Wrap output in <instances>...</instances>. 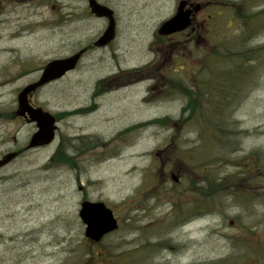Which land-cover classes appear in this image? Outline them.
I'll return each mask as SVG.
<instances>
[{
    "label": "rangeland",
    "instance_id": "obj_1",
    "mask_svg": "<svg viewBox=\"0 0 264 264\" xmlns=\"http://www.w3.org/2000/svg\"><path fill=\"white\" fill-rule=\"evenodd\" d=\"M96 1L114 13L113 41L89 47L74 71L28 98L54 117L86 111L59 116L51 144L27 149L0 169V264H83L88 249L86 264H117L113 256L138 250L126 264H264V0H190L204 7L195 18L197 43L190 34L155 35L179 0ZM106 26L87 0H0V158L24 149L36 131L34 123L12 118L19 91L47 62L90 46ZM217 43L261 54L250 64L252 82L231 109L216 114L226 123L217 132L222 143L205 142L199 127L188 124L178 130L175 154L168 149L173 131L155 120L176 121L185 104L161 75H187L180 69L194 67L190 51ZM79 137L92 143L76 152L74 167L48 165L60 143L74 155L70 143ZM254 152L262 166L249 156ZM240 157L251 184L245 175L238 195L218 197L202 216L174 215L171 201L187 207L191 183L206 178L191 173V164L224 177L235 169L223 159ZM82 200L105 203L119 222L99 245L83 235ZM165 241L169 246H161Z\"/></svg>",
    "mask_w": 264,
    "mask_h": 264
},
{
    "label": "trees",
    "instance_id": "obj_2",
    "mask_svg": "<svg viewBox=\"0 0 264 264\" xmlns=\"http://www.w3.org/2000/svg\"><path fill=\"white\" fill-rule=\"evenodd\" d=\"M27 1V0H22ZM259 14H254L250 17H248L249 23L255 21V19L258 17ZM256 24V23H255ZM184 35V34H179ZM177 35V36H179ZM182 41H188V38H182ZM242 47L240 46H230L227 45V43H217L213 45L207 46L206 49H200L199 52H196V50L190 51V54H192L194 57H197V62L199 65L197 66L198 69V75L197 77L192 76V67L190 68H181L180 70L185 72L184 69L187 71V75H175L177 78L174 77H166V75H161V78H166L167 82H170V84H173V87L178 88L177 91H179L181 94H183V100H184V107L181 109V114L179 116V119L176 121L171 120L170 117H161V119L155 120V122L160 123L161 127L166 129H171L173 131L172 138L170 141V144L168 146L169 148H172L175 152V154H179V150L181 145L177 143V139L180 136L179 129H183L184 126L195 125L199 127V130H201V133L203 134L202 138L207 143H214L217 144L218 141L222 143V140L220 136L217 134V132H221L222 130H225L224 126L226 123L224 121H220L217 118L216 114H221L222 112L228 110L229 108L233 106L235 103L236 97L239 96L240 92L244 90L250 82H252V75H251V62H254L256 60H259L261 57V54H258V52L253 51H242ZM212 50V52H210ZM168 55V54H167ZM190 60H192L190 55ZM186 63V61H185ZM177 73V72H175ZM186 73V72H185ZM121 74H117L113 76L114 79L118 80L120 78ZM190 83H192L193 78H197L198 80V89L200 90L198 97L194 96V93L192 91V84L186 83L189 82L188 78H190ZM112 78V79H113ZM146 78H142L140 81L146 80ZM213 80L212 83L208 86L204 85L206 80ZM164 86V82H162ZM100 81L96 83L95 86V92L99 91ZM209 90V93L214 91L216 95L213 96V98H208L204 95L205 89ZM101 91V89H100ZM206 93V92H205ZM225 109V110H223ZM86 111V109H80L76 110L73 113H62L55 116V119L59 118V116H66L70 114H76V113H82ZM12 118H15V116H21L18 109L15 110L12 114ZM137 127H135L136 129ZM125 133V132H124ZM231 134V132H229ZM233 134V133H232ZM74 143H70L72 153L74 155H70V153L67 152V149L64 146L63 143H60L58 147L56 148L55 152L52 154L50 162L48 165L53 167H59V166H68V167H74L75 162V156L76 152H79L81 146L85 147L87 144L92 143L90 139L79 137L74 139ZM216 140V143L215 141ZM227 140H225L223 143H226ZM229 147H233L232 142H228ZM218 145V144H217ZM226 145V144H225ZM224 146V145H223ZM221 146V147H223ZM224 149V148H223ZM187 152H191L190 149L186 150ZM250 157H254L255 164L259 165L260 161V154L257 152L251 153L249 155ZM245 157L240 158H234V159H223L225 162L229 163L232 168L235 170L231 173L225 175L224 177H218V174L216 171L212 168H209L204 165H198L197 162H194L191 164V173L193 174H203L205 175V180L203 182L201 181H194L192 182V189L195 190V193H192L190 195L191 197V203L187 207L180 205L177 206L174 201H171V208L174 212V215L178 218V215L183 216L185 214H191V215H197L202 216V214H205L206 211L210 212L214 208H216V201L217 199H220L218 197H228L232 196L230 193L233 191V196H236L240 192V181L244 178H248L246 176V170L243 169V161ZM259 160V161H258ZM200 161V160H199ZM217 160H213L212 162H216ZM262 166V165H259ZM250 174V173H249ZM246 175V176H245ZM178 177V176H177ZM179 179V178H178ZM252 180V176H249V181ZM180 182V179L177 183ZM251 184V182H249ZM226 192L224 194L220 195H214L212 196L213 192ZM229 194V195H226ZM226 195V196H225ZM232 198V197H231ZM170 199V198H169ZM213 203V204H212ZM211 204V205H210ZM175 217V216H174ZM94 245V244H93ZM97 245V244H96ZM99 245V243H98ZM161 246H169L167 241L162 242ZM250 248V246L248 247ZM253 248V247H252ZM256 253H260L261 249H258L256 246L255 249ZM141 252V250L138 251H131L128 253H122L121 255L113 256V262L117 264H126L127 260L129 258L135 256L137 253ZM253 252V251H252ZM254 253V252H253ZM93 252L88 249V252L84 255H86V258L82 260L83 264H86L89 261L90 255H92ZM251 254V251L248 255ZM123 255V256H122ZM128 255L127 258L122 259L120 262V258L125 257ZM259 257V256H258ZM255 258L258 260L259 258ZM119 262V263H118ZM232 263L231 260H221L218 262V264H230Z\"/></svg>",
    "mask_w": 264,
    "mask_h": 264
},
{
    "label": "water",
    "instance_id": "obj_3",
    "mask_svg": "<svg viewBox=\"0 0 264 264\" xmlns=\"http://www.w3.org/2000/svg\"><path fill=\"white\" fill-rule=\"evenodd\" d=\"M88 5L97 17L107 19L105 31L93 43L94 47H104L113 40L115 35L113 12L95 0H88ZM186 5V0L179 1L175 14L159 26L158 35L170 36L190 27L191 10H184ZM193 10L197 12L199 5H195ZM83 53L84 50H81L65 58L50 60L42 68L37 80L26 85L18 93L16 101L20 114L26 117L29 123H34L36 126V131L31 135L26 149H35L51 144L57 131L54 116L42 108L32 107L28 102V96L37 89L57 81L73 71ZM17 154V152H11L3 156L0 159V167L10 162ZM172 179L174 182L178 181L174 175H172ZM77 215L84 227V237L92 243H98L103 237L113 233L118 228V221L113 211L100 201H82Z\"/></svg>",
    "mask_w": 264,
    "mask_h": 264
},
{
    "label": "flooded vegetation",
    "instance_id": "obj_4",
    "mask_svg": "<svg viewBox=\"0 0 264 264\" xmlns=\"http://www.w3.org/2000/svg\"><path fill=\"white\" fill-rule=\"evenodd\" d=\"M190 2V1H189ZM188 2V3H189ZM191 5H187L186 6V9H190L191 7H190ZM203 8L204 7H200V9L195 13V15H193V22H192V25H191V27H190V29L188 30V31H185V32H182V33H180V34H190V37H191V39L192 38H194V42L195 43H197V38H198V33L196 32V29H197V27L194 25V24H196V16L198 15V13H201V11L203 10ZM192 9V8H191ZM207 18H211V16L210 15H208L207 16ZM189 36V35H188ZM201 49V48H200ZM200 49L199 48H196L195 50H196V52H199L200 51ZM212 51V50H211ZM198 60H197V57H195V65H194V67L192 68V76H195V77H197V75H198V69H197V66L199 65V63L197 62ZM193 66V65H192ZM212 81L213 80H206L204 83V85H206V86H208V85H210L211 83H212ZM192 86H193V88H192V91H193V93H194V96H196V97H198V95H199V92H200V90L198 89V80H197V78L195 79V78H193L192 79ZM209 87V86H208ZM206 92V93H205ZM204 95L206 96V97H208V98H213V96L214 95H216L215 93H214V91L212 90V92H210L209 93V90L206 88L205 89V91H204Z\"/></svg>",
    "mask_w": 264,
    "mask_h": 264
}]
</instances>
